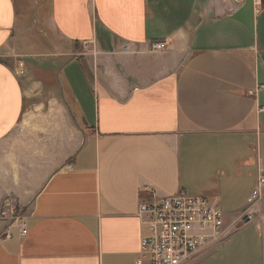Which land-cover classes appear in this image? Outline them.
<instances>
[{
  "label": "crops",
  "instance_id": "crops-1",
  "mask_svg": "<svg viewBox=\"0 0 264 264\" xmlns=\"http://www.w3.org/2000/svg\"><path fill=\"white\" fill-rule=\"evenodd\" d=\"M261 177L264 0H0V264H135L180 190L233 228L189 264H264Z\"/></svg>",
  "mask_w": 264,
  "mask_h": 264
},
{
  "label": "built area",
  "instance_id": "built-area-1",
  "mask_svg": "<svg viewBox=\"0 0 264 264\" xmlns=\"http://www.w3.org/2000/svg\"><path fill=\"white\" fill-rule=\"evenodd\" d=\"M130 47L124 46V51ZM168 49V42L151 43V52ZM249 93H253L250 91ZM264 186V177L260 179ZM260 196V194H259ZM138 215L148 225L143 235L135 264H189L208 247H218L233 233L226 224L224 212L204 195H191L180 190L173 195L142 201ZM251 218V214L247 215ZM24 210L7 198L0 209V219L9 220L19 234H27Z\"/></svg>",
  "mask_w": 264,
  "mask_h": 264
},
{
  "label": "rangeland",
  "instance_id": "rangeland-1",
  "mask_svg": "<svg viewBox=\"0 0 264 264\" xmlns=\"http://www.w3.org/2000/svg\"><path fill=\"white\" fill-rule=\"evenodd\" d=\"M84 45V44H83ZM72 57H74V56H72Z\"/></svg>",
  "mask_w": 264,
  "mask_h": 264
}]
</instances>
